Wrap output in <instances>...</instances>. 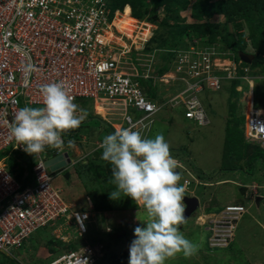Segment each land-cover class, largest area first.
I'll use <instances>...</instances> for the list:
<instances>
[{
	"label": "rangeland",
	"instance_id": "374dc122",
	"mask_svg": "<svg viewBox=\"0 0 264 264\" xmlns=\"http://www.w3.org/2000/svg\"><path fill=\"white\" fill-rule=\"evenodd\" d=\"M126 1L132 2L131 0ZM142 1L148 7L145 15L147 17H143V19L133 18L130 14V7L124 5L123 12L120 11L115 19L116 29L114 28V30L123 36V42L130 43L131 40L136 39V45H138L140 41L136 35L141 36L139 32H145L149 29L150 33L153 31L154 36L156 35L154 37L156 40L146 42L144 46L154 47L159 44L157 43L159 38L156 29L160 33H165L164 36L168 34L159 28V24L151 18L153 10L158 9L160 5H155L153 0ZM194 1L189 0L186 9L181 12L187 20H192L190 7ZM159 9L161 10V8ZM208 9L214 13L217 12L213 4H210ZM256 19L253 22H257ZM158 20L160 19L158 18ZM213 21L225 23L227 30L230 33L232 32L231 36L236 40L233 42V47L237 50L238 47H241L250 53L253 51L257 55L256 59H260L262 51L256 49L258 48L256 44H251V39L247 36L250 29L246 28L245 21L239 16V13H232V21H228L224 15L216 14L213 20L209 22L213 23ZM239 24L242 25L238 27ZM262 24L264 27V21ZM224 28L221 26V29L226 31ZM129 35H131V39ZM169 36L171 37L169 40L172 41V35ZM192 39V41H197L199 44L198 39ZM140 40L142 39L140 38ZM244 40H248V43L246 44ZM119 43H122L121 40ZM220 47L222 46L220 45ZM132 49H130V53H124V57H119V67L123 70H129L133 64L139 71L140 67L143 72L155 73L157 67L164 62L163 53L153 51L154 48L152 52L145 51L144 48L133 49V51ZM225 50L229 52L228 48ZM172 62H174L173 58ZM215 62L219 63L218 65H227V62L222 59L215 60ZM251 67L258 74L264 75V60L260 59L258 61V67ZM171 74L172 86L169 84L170 81L168 84H163L164 82L158 80L151 84L152 90L155 92L160 90L164 97L171 94V91L175 89L174 87L179 82V79L174 77V72L167 73L163 77H169ZM149 86L150 84H147V88ZM254 92L256 105L264 107L263 77H258L255 80ZM202 96L210 119L208 125H197L186 119L181 105L168 106L163 107L155 115L152 128L147 133V138H154L158 134L164 136L165 141L170 145L172 157L181 162L183 166L178 168L182 176L179 184L183 185L185 180L189 181L184 196L193 195L199 199V208L180 229L186 238L200 245L199 251L189 258H185L182 253L177 254L174 258L166 260L165 264H264V159L255 162L254 168L247 166L248 160L246 162L248 156L251 158L254 152L260 150L259 145L250 143L244 137L243 107L234 108L233 104L228 101L229 99L234 102V94L228 97V92L225 88H222L215 91L206 90L202 93ZM76 104L79 108L86 109L88 112L87 118L76 128L75 134L72 137L70 136L71 138L69 137L73 144L65 143L70 150L69 156L76 162L68 166V178L64 177L63 172H54L51 184L60 190L64 201L73 203L78 208L89 204L93 206V195H101L102 200L105 201L109 199V195L104 194L111 193L116 189H112L115 185L106 180L109 178L95 175L94 170L101 174L104 171L99 157L95 158L98 159L97 165L99 168L94 170L86 168L87 162L91 160L90 150L95 147V142L103 141V138L111 131L108 128L104 129L106 126L105 120L93 113V105H87L86 101L83 103L77 102ZM24 106L42 107L38 104L25 105L20 99V107ZM105 119L110 120L109 116H105ZM53 151L56 150L54 148L50 149L46 155ZM87 151H89V154L82 157L83 153ZM28 157V153L12 151L10 148L0 151V163L5 164L6 168L18 181L23 178V166L27 163ZM256 167L260 169L257 170ZM224 168L228 170H224ZM199 181H201V184H199ZM216 181L220 182L215 183ZM202 182L206 183L203 184ZM251 183L259 186L257 192L263 196L258 206L255 204L250 188H247L243 193L240 192V187H249ZM122 196L124 195L121 194L119 200H111L113 205L108 209L100 212L94 210L91 214L89 227L92 232L90 241L103 246V256L100 259L104 260L102 264H128L129 246L131 241L135 239L134 229L137 226L143 227L142 222L147 218L143 205L137 204V202L132 204V199H124ZM237 203L244 205L247 209L238 220L233 222L232 228L225 232L231 235L229 239L232 240L223 247L212 246V241H218L211 239V236L212 238L215 236L211 234L210 227H214L212 228L214 233L217 229H220L221 231H217V233L223 234L222 226L218 228L219 225H216L218 224L217 221L220 217H225L222 212L227 205ZM210 206H212L210 208V214L212 213V215H206V208ZM109 229L113 232L112 235L106 234L110 233L106 232ZM35 235L38 236L31 237V242L28 240L29 247L25 242L23 249L17 254L14 253L12 257L0 252V264H7L12 259L19 264H35L41 262V260L50 259L55 254L64 253L69 248L68 243L55 240L52 231L48 228L44 230L41 228ZM219 238L222 237L219 236ZM74 241L77 244V241L81 242L83 240L75 239ZM42 263L46 264L47 262L43 261Z\"/></svg>",
	"mask_w": 264,
	"mask_h": 264
},
{
	"label": "built area",
	"instance_id": "2783aa9c",
	"mask_svg": "<svg viewBox=\"0 0 264 264\" xmlns=\"http://www.w3.org/2000/svg\"><path fill=\"white\" fill-rule=\"evenodd\" d=\"M117 14L115 10L111 16L108 0H0V151L10 148L25 152V146L11 138L9 126L21 108L20 99L25 105L43 106L40 89L53 82L62 83L75 98L74 103L91 100L95 113L109 116L115 130L131 127L146 136L162 103L149 97L140 82L152 74L139 72L134 66L129 70L119 67V57L140 45H136V39L123 42V36L114 30ZM28 64L33 67L30 73L25 72ZM180 68L178 65L177 70ZM218 82L219 77L213 78L212 86L217 87ZM201 87L198 83L196 89ZM186 105L187 117L198 121L204 118L195 97L187 99ZM245 113L247 135L264 140V109L249 106ZM62 139V148L50 149L69 153L66 132ZM48 149L45 146L43 152L30 154L33 183L23 178L18 181L0 163L1 253L12 255L27 237L44 227L67 241L86 233L90 213L73 209L62 199L60 190L52 186L55 171H50L45 161L55 151L46 155ZM75 162L71 159V164ZM188 184L185 180L182 186L186 188ZM244 212L241 204L225 207V217L216 224L218 228L222 226L223 234L217 233L221 231L217 228L214 233V227H210L215 236L211 239L218 241H212V246L222 247L232 240L225 232ZM101 255L100 244L91 246L84 240L76 250L61 256V264H95Z\"/></svg>",
	"mask_w": 264,
	"mask_h": 264
},
{
	"label": "clouds",
	"instance_id": "9594fccd",
	"mask_svg": "<svg viewBox=\"0 0 264 264\" xmlns=\"http://www.w3.org/2000/svg\"><path fill=\"white\" fill-rule=\"evenodd\" d=\"M109 1L110 0H108L110 6ZM124 5L130 7L128 3H125ZM124 5L121 10L118 8L115 9L118 11V14L120 11L123 12ZM115 10H111V16H113ZM139 33H142L140 36L142 37V40L139 39L140 43L138 46L140 45V48L137 50L144 48V44L148 42L151 37H153V31L150 33L149 29L145 30V32ZM143 37H146V39L143 40ZM244 41L248 43V40ZM154 50L155 52H158L157 49L154 48ZM251 52L252 53L244 51L239 53L238 59L236 60L232 57V55L224 56L223 54L230 53L226 50L225 52L221 51L220 44L217 42L210 44L209 47H205L198 44L197 41L188 40L185 47L172 49V57L169 61V68L164 73L161 75L156 72L150 73L152 74L151 77L142 78V80H151L152 83L161 80V82H164L163 84H168L170 81L169 84L172 86V74L169 77H163V75L174 72V77H177L179 82L178 85L174 87L175 89L171 91V94H168L167 96L165 95L164 97L160 90H157V96L160 97H151L159 103H162V107L158 112H160L163 107L181 105L182 108H184L183 113L185 118L197 125L205 126L210 123V119L204 106V97L202 96V93L206 90L215 91L222 89V84H224L225 80L227 83L229 80L238 79L239 83L235 86L238 94H234V102H236L238 108L243 107L244 137L250 143H257L259 146L264 148V140H262V138L251 137L246 133V109L249 106L256 109H264V107L256 105L254 96L255 80L258 77L264 78V75L256 73V70L250 66L254 53L253 51ZM242 54L250 55L251 61L246 62L242 60ZM172 58L175 65L174 62H172ZM221 59L225 60L227 65H218L219 63L215 62V60ZM242 62L246 65H241L243 64ZM178 65H180L181 68L177 70L176 68ZM132 66L136 68L135 65L132 64ZM139 69V72H141L142 68L139 67ZM32 70L33 67L31 64L25 66L26 73H30ZM215 77H219L217 87L212 86V79ZM249 81H251V84L248 83ZM198 83L202 86L199 90L196 89ZM191 84L193 87L191 86L190 89H187V86ZM225 89L228 92V97H231L232 94H229L228 88ZM40 92L43 99V106L37 108L24 106L20 108L16 113L14 121L9 126L11 138H13L18 144L24 145V151L26 153L34 155L43 152L45 146L58 149L62 148L64 144L62 133L78 128L88 116L86 109L79 108V106L73 102L75 98L62 83L53 82L45 84L41 87ZM192 96L195 97L197 106L201 107L203 110L204 118L201 121L189 118L185 115L187 110L186 101ZM87 101V105H93L92 110L93 113L96 114L93 102L91 100ZM228 101L231 103L232 100L228 99ZM78 111L79 114H77ZM101 117L111 124L110 118L108 121L104 116ZM152 124L153 119L147 133L151 130ZM70 136L72 137L71 134L69 136L67 135L68 144L72 145L73 141L70 140ZM97 143L98 141L95 142V147L90 150L92 152L89 156H94V152L98 153L99 149H103L102 159L112 165V179L109 182L116 186V190L108 193L109 199L119 200L121 194H123L125 197H129L133 201L137 202V204L143 205L146 210L147 218L142 222L144 226H137L134 229L133 234L135 239L131 241L129 246L128 264H165L166 260L174 258L180 253H182L185 258H189L196 254L199 251L200 245L186 238L180 230V226L186 224L188 219L184 215L186 205L182 202L187 187L184 188L181 184H179L182 176L178 171V168L183 166L181 162L172 157L170 153V145L165 141L164 136L162 134H158L154 138H147V134L144 137L139 131L133 130L131 127L117 128L116 130L113 127V131L106 135L103 138V141L99 142L101 143L99 147L97 146ZM63 153L65 152L55 151V154L50 157ZM67 155L70 158V163L62 169L55 170V172L65 173L68 166L74 164H71V159L73 158L69 156V153H67ZM24 166L27 169L26 164H24ZM200 182L201 181H199V184H201ZM202 183L205 184L206 182ZM253 185L255 194L253 192ZM258 187L259 186L255 183H251L249 187H246V189H251L252 197L254 199L255 196L259 195L257 192ZM68 204H70L75 210H88L91 220V214L93 211L88 209V207H91L90 204L83 208H77L73 203ZM243 207L247 209L244 205ZM89 224L90 222H87L86 225L89 226ZM45 228L51 230L49 227H44L42 230ZM38 230L27 237L23 244L27 242L26 245L29 247L31 237L38 236L35 235ZM106 232H110L106 233L107 235H112L113 233L110 229ZM53 236L55 240L68 243L69 248L64 253L55 254L50 259L41 260V262L35 264H44L42 263L43 261H46V264H51L52 262H54V264H61V256L68 254L70 250H76L79 246L84 244V240L91 246H98L97 243L90 242L87 238L81 242L77 241L76 244L74 240L84 238L83 236L69 241L61 238L60 236L56 237L55 233H53ZM23 244L9 256L12 257L14 253L17 254L20 252V250L23 249ZM102 249L103 246L101 245V253ZM102 256L103 254L95 264L103 263L104 260H100Z\"/></svg>",
	"mask_w": 264,
	"mask_h": 264
},
{
	"label": "trees",
	"instance_id": "16d2710c",
	"mask_svg": "<svg viewBox=\"0 0 264 264\" xmlns=\"http://www.w3.org/2000/svg\"><path fill=\"white\" fill-rule=\"evenodd\" d=\"M131 1L132 2L126 0H110L109 2L112 11H114L116 8L121 10L123 5L125 3H128L130 5L131 15L133 17L137 19H143V17L144 18L147 17L145 16L148 10L147 5H144L142 0H131ZM153 1L155 5L158 6L160 5L159 8H161V10L159 8L153 10L151 14L152 15L151 18L153 21L159 24L158 27L161 28L168 35L164 36L165 33H160V31L158 32L156 29V34H158V38L160 39L157 40L158 41L157 43L159 44H156L157 46L154 47L146 45V47H144V50L148 52L149 51L152 52V49L155 48L158 50L159 53H163L162 55L164 62L156 69V73H158L159 75L164 73L169 68V64H170L169 61H170V57L172 56V49L179 47L183 48L187 45L186 38L189 41H192V38H196L198 39L199 44L205 47H209L210 44L217 42L222 46L220 47L221 51L225 52L226 48L229 49L230 54H223L224 56L232 55L234 59L236 60L238 59L239 53H242L245 50L241 47H238V50L235 47H233L234 45L233 42H235L236 40L235 38H232L231 36L232 32L230 33V31L227 30L228 28L226 27L225 23L214 22V21L213 23L209 22L213 20L216 14L224 15L228 21H232V13L234 12L239 13V16L243 19V21H245L246 28L250 29V31H248L247 33V36L251 39V44L252 45L256 44V46L258 47L256 49L262 51V47L264 46V27L262 24V22L264 21V0H195L190 7V11H191L190 15L192 17V20H187L184 16H182L181 13L188 6L189 0H153ZM210 4L215 5L217 12L214 13L213 11L208 9ZM158 18L160 20H158ZM255 18H257L256 19L257 22H253ZM241 25L242 24H239L237 26L240 27ZM221 26L225 27L224 29L226 31H223L221 29ZM169 35H172V41L169 40L171 38ZM155 36L153 33V37H151L149 41L151 42L153 40H156L154 38ZM256 57L257 55L254 52L252 57L253 58L252 65L250 64V66L258 67V61L260 59L264 60L262 53L260 55V59H256ZM243 64L246 65L245 63ZM150 81L151 80L140 79L144 91L147 93L149 97H160L157 96V93L152 90V86H151L152 82L150 83ZM238 83H239L238 79L229 80L227 85L225 80L224 84L222 85L225 88H228L229 94L237 95L238 91H236L235 86ZM147 84L148 85L150 84L149 88H147ZM223 86L222 88H224ZM84 101L88 103L87 99H84ZM233 107L237 108L236 102H233ZM104 123L106 124L105 127L103 125L104 129L108 128L109 131H113V127L110 123H108L107 121H105ZM76 130L77 129L66 131L67 135L69 136L70 134L71 135L75 134ZM259 148L260 150L254 152L251 155V158L249 156L247 157L246 159V162L248 160L247 166H251L252 168H254L255 162L264 159V148H262L261 146H259ZM102 152L103 149L98 150L99 153L98 157L102 162L103 165L102 169H104L103 173L101 174L97 170H94L99 168V166L97 165L98 159H95L98 157L90 156L91 160L87 162L86 168H90V169L92 168L95 171V175H97L98 177L102 176L103 178H109L106 180L110 181V179H112V171H111L112 165L109 162L104 161L102 159ZM28 155L29 157L27 158L26 167L30 169L32 164V158L30 154ZM259 169L260 168H257V170ZM224 170H228V169L224 168ZM112 189H116V186H113ZM104 195H108V192L105 193ZM93 196H94L93 206L88 207V209L91 211L96 210L100 212L101 210H106L113 205V201H111V199H106L105 201H103L101 195L100 196L93 195ZM122 198L125 199L129 197L122 196ZM133 203L135 204V201H132V204ZM211 207L212 206L207 207L206 211L210 212ZM87 228H88L87 232L83 235L84 238L81 239L84 240L87 238L88 241H90L91 239L90 235L92 230L89 226H87ZM7 264H19V263L14 262V260L12 259L10 260V262H7Z\"/></svg>",
	"mask_w": 264,
	"mask_h": 264
},
{
	"label": "water",
	"instance_id": "95a60500",
	"mask_svg": "<svg viewBox=\"0 0 264 264\" xmlns=\"http://www.w3.org/2000/svg\"><path fill=\"white\" fill-rule=\"evenodd\" d=\"M263 56H264V46H263ZM241 59L246 61V62L251 61L250 55H246V54H242ZM93 155H94L93 157H97L98 153L94 152ZM64 158H66V159H64ZM45 163L47 166H49L50 170L55 171L58 169H62L64 166L69 164L70 158L68 157L67 153L65 152L63 154H57V155H54V156L48 158ZM64 177H66V178L69 177L68 171H66L64 173ZM245 189H246L245 186L240 187V192L243 193L245 191ZM262 199H263V196H261V195L255 196V199H254L255 204L258 206L260 203V200H262ZM182 202L186 205L184 215L186 218L189 219L192 216V214L199 208V199L193 195H191V196L185 195ZM182 228H183V225L180 226V229H182Z\"/></svg>",
	"mask_w": 264,
	"mask_h": 264
},
{
	"label": "crops",
	"instance_id": "0c3cea01",
	"mask_svg": "<svg viewBox=\"0 0 264 264\" xmlns=\"http://www.w3.org/2000/svg\"><path fill=\"white\" fill-rule=\"evenodd\" d=\"M99 111H101L100 108H98ZM23 179L27 182V183H32V173H31V169H26L25 166H23ZM25 177V178H24ZM220 181H224V180H220ZM218 181V182H220ZM217 183V182H216ZM210 184V183H209ZM83 208V207H82ZM206 215H212V213L210 214V212H207Z\"/></svg>",
	"mask_w": 264,
	"mask_h": 264
}]
</instances>
